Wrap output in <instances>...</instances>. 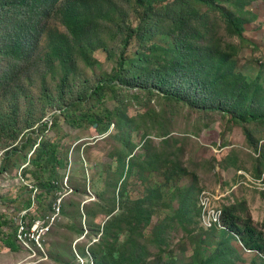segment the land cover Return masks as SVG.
<instances>
[{"label":"rangeland","instance_id":"rangeland-1","mask_svg":"<svg viewBox=\"0 0 264 264\" xmlns=\"http://www.w3.org/2000/svg\"><path fill=\"white\" fill-rule=\"evenodd\" d=\"M89 1L111 13L90 52L75 49L66 61L47 58L51 39L68 34L55 12L42 21L26 62L7 78L0 63V264H206L223 247L232 253L231 264H264V255L245 249L238 235L204 228L199 207L204 191L222 197L221 208L244 204L264 233V182H258L264 126H249L251 146L230 116L170 102L134 82L119 98L107 91L100 102L85 99L122 54L134 59L153 44L174 48L173 37L149 29L125 48L124 37L139 25L136 0ZM214 2L197 4L206 14L200 43L215 37L223 49L234 44L236 70L264 88V0ZM220 7L243 19L242 36L229 32ZM71 105V115L65 114ZM116 107L124 117H112L105 133L80 117L89 111L103 119ZM41 141L58 144L62 166L45 177L55 191L25 173ZM140 203L148 223L136 217ZM20 217L49 225L35 256L15 240Z\"/></svg>","mask_w":264,"mask_h":264},{"label":"trees","instance_id":"trees-1","mask_svg":"<svg viewBox=\"0 0 264 264\" xmlns=\"http://www.w3.org/2000/svg\"><path fill=\"white\" fill-rule=\"evenodd\" d=\"M197 4L214 6L216 3L214 0H136L134 11L139 25L124 37L125 48L135 38L142 41L144 31L148 29L173 37L174 48L153 44L137 53L134 59H129L126 53L122 54L115 70L106 79L100 80L84 98L100 102L106 98L107 91L119 98L120 93L134 82L141 91L149 94L152 93L150 91H156L170 102L181 103L201 112L230 116L231 124L242 128L247 142L253 146L249 126H264L263 85L249 80L236 70L232 57L234 44H228L223 49L215 37L206 44L200 43L204 38L206 14ZM220 9L229 32L242 36L243 19L234 10L226 7ZM108 11L89 0H0V63L5 62V78L14 68L28 60L35 39L41 34L42 21L55 12L60 15L68 34L58 32L51 39L47 55L50 61H66L75 49L82 54L90 52L101 20L111 14ZM153 20L155 24L150 23ZM157 53L163 57H157ZM73 104L75 107L76 103ZM72 108V105L66 107L65 114L71 115ZM119 116L124 117V111L116 107L111 112L105 110L103 119L89 111L80 117L88 120L101 134L109 128L111 118L119 120ZM4 120L5 117L0 116V121ZM34 154L35 157L29 161L32 169L25 173L28 172L40 188L48 192L55 191L54 182L45 177L62 166L58 157V144L41 141ZM30 205L28 199L25 206L28 208ZM139 210L136 216L138 221L146 220L148 223L150 217L148 214L143 215L142 203L139 204ZM222 211L226 230L238 235L245 249L264 255V233L254 225L247 206H223ZM240 211L246 214L245 217L239 215ZM4 243L16 248L10 240ZM231 255L230 250L219 248L205 263L231 264Z\"/></svg>","mask_w":264,"mask_h":264},{"label":"built area","instance_id":"built-area-1","mask_svg":"<svg viewBox=\"0 0 264 264\" xmlns=\"http://www.w3.org/2000/svg\"><path fill=\"white\" fill-rule=\"evenodd\" d=\"M259 183L264 182V176ZM222 197L215 196L211 192H203L199 197V207L201 211V224L207 230L217 228L224 229L222 221L223 211L220 204ZM49 230V225L40 218L28 221L26 218L15 222V240L22 250L32 253L35 256L39 250H42L43 236Z\"/></svg>","mask_w":264,"mask_h":264}]
</instances>
